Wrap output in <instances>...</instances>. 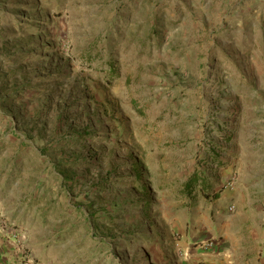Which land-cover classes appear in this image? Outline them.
Masks as SVG:
<instances>
[{
  "label": "rangeland",
  "instance_id": "rangeland-1",
  "mask_svg": "<svg viewBox=\"0 0 264 264\" xmlns=\"http://www.w3.org/2000/svg\"><path fill=\"white\" fill-rule=\"evenodd\" d=\"M263 158L264 0H0V235L22 262L149 263L192 170L219 193Z\"/></svg>",
  "mask_w": 264,
  "mask_h": 264
},
{
  "label": "crops",
  "instance_id": "crops-1",
  "mask_svg": "<svg viewBox=\"0 0 264 264\" xmlns=\"http://www.w3.org/2000/svg\"><path fill=\"white\" fill-rule=\"evenodd\" d=\"M259 163L263 166L259 172H264V158ZM224 169L225 178L213 200V217L208 213L194 216L189 227L187 219L196 211L186 206L176 214L184 220L177 238H170L175 229H161V244L147 248L149 263L136 264H264V173L250 180L237 174L224 184L232 164ZM0 264L50 263L22 262L14 242L0 235Z\"/></svg>",
  "mask_w": 264,
  "mask_h": 264
},
{
  "label": "trees",
  "instance_id": "trees-1",
  "mask_svg": "<svg viewBox=\"0 0 264 264\" xmlns=\"http://www.w3.org/2000/svg\"><path fill=\"white\" fill-rule=\"evenodd\" d=\"M230 138H227V141H229ZM216 148L220 147H210L206 149V151L209 153L210 160L203 159L202 164L207 165H216L218 168L224 167L223 162L220 161L219 155L215 152ZM205 177L201 174L199 170H192L191 174L186 179L185 183L183 184V196L186 197L189 201L186 204L187 207H193L199 198L203 199L204 202H208L209 200L216 199L218 196V192L214 191V188L212 185H208L205 183Z\"/></svg>",
  "mask_w": 264,
  "mask_h": 264
},
{
  "label": "built area",
  "instance_id": "built-area-1",
  "mask_svg": "<svg viewBox=\"0 0 264 264\" xmlns=\"http://www.w3.org/2000/svg\"><path fill=\"white\" fill-rule=\"evenodd\" d=\"M231 209V208H230ZM0 232H2V228L0 227Z\"/></svg>",
  "mask_w": 264,
  "mask_h": 264
}]
</instances>
